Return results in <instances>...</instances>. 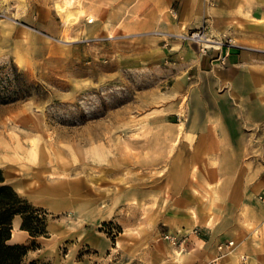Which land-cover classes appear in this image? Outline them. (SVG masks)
I'll return each instance as SVG.
<instances>
[{"label": "rangeland", "instance_id": "obj_1", "mask_svg": "<svg viewBox=\"0 0 264 264\" xmlns=\"http://www.w3.org/2000/svg\"><path fill=\"white\" fill-rule=\"evenodd\" d=\"M0 2V170L4 179L36 175L60 193L59 211L34 205L45 218L46 234L35 238L43 252L23 262L62 263L78 247L75 256L90 264H121L125 256L101 258L83 233L114 247L137 222L157 223L180 177L204 158L198 147H214L202 134L244 119L222 106L232 99L211 72L227 66L220 49L203 53L181 35L206 26L234 40L207 20L165 29L167 13L177 15L164 0ZM71 6L81 10L75 19L65 15ZM209 51L210 72H201L197 58ZM165 234L159 239L173 247L183 240Z\"/></svg>", "mask_w": 264, "mask_h": 264}, {"label": "crops", "instance_id": "obj_2", "mask_svg": "<svg viewBox=\"0 0 264 264\" xmlns=\"http://www.w3.org/2000/svg\"><path fill=\"white\" fill-rule=\"evenodd\" d=\"M164 2L166 10L172 8L177 15L174 18L167 13L165 29L176 32L207 20L214 32H227L233 38L227 66L211 68V72L219 76L220 85L227 87L232 99L222 106L233 108V113L244 119H222L221 132L202 134V139L214 141V147L206 143L198 147L204 158L186 170L185 180L180 177L177 198L157 223L149 222L141 229L137 222L121 232L114 247L91 231L83 233V240L107 261L118 254L125 256L121 264H264V0ZM212 55L209 51L197 58L199 71L210 72ZM5 183L32 205L61 209L59 191L48 190L49 183L36 175L22 180L9 173ZM154 216L151 214L152 220ZM21 221L19 215L12 219L8 243L27 244L31 240ZM57 227L52 224V235ZM162 233L183 240L173 247L159 239ZM227 241L233 244L219 249ZM77 250L69 251L62 263L58 258L56 264H90L75 256ZM42 252L31 249L23 261Z\"/></svg>", "mask_w": 264, "mask_h": 264}, {"label": "trees", "instance_id": "obj_3", "mask_svg": "<svg viewBox=\"0 0 264 264\" xmlns=\"http://www.w3.org/2000/svg\"><path fill=\"white\" fill-rule=\"evenodd\" d=\"M22 219L21 228L28 231L31 240L27 244H10L11 223L14 216ZM45 218L39 209L18 195L11 185L5 183L0 170V264H39L36 260L24 263L26 253L38 247L35 238L46 234Z\"/></svg>", "mask_w": 264, "mask_h": 264}, {"label": "built area", "instance_id": "obj_4", "mask_svg": "<svg viewBox=\"0 0 264 264\" xmlns=\"http://www.w3.org/2000/svg\"><path fill=\"white\" fill-rule=\"evenodd\" d=\"M211 34H209L206 26L200 27L194 31H191L190 33L186 35H181L184 39H188L191 41H194L195 43H198L201 46V51L203 53L206 52V50L214 46L215 48L220 49H225L223 53H220L218 56V59L221 62H224L226 55H227V50L233 46V41L231 38L224 39L222 37H211ZM261 198V197H260ZM164 238L167 239L170 243L172 244H179L180 241L175 235L171 234H165ZM233 244L232 241H227L226 244H221L219 245V249H223L224 247L231 246Z\"/></svg>", "mask_w": 264, "mask_h": 264}, {"label": "bare ground", "instance_id": "obj_5", "mask_svg": "<svg viewBox=\"0 0 264 264\" xmlns=\"http://www.w3.org/2000/svg\"><path fill=\"white\" fill-rule=\"evenodd\" d=\"M9 1V0H8ZM41 1V0H40ZM1 3V2H0ZM27 3H28V0H27ZM32 3V2H31ZM69 4H70V2H68ZM55 4V3H54ZM57 7H59V6H57ZM65 10H66V12H65V15L68 17V16H70V15H72V14H74L73 16V19H75L78 15H77V13H79V12H81V10L78 8V6L77 7H68V8H66L65 7ZM34 13V12H33ZM30 15V14H29ZM90 17L91 18H88V22H93V18H92V15H90ZM21 18V17H20ZM8 19V18H7ZM20 20V19H19ZM6 23V22H5ZM14 25V24H13ZM12 25V26H13ZM9 30V29H8ZM8 32V31H7ZM18 33V32H17ZM24 33V32H23ZM10 34V33H9ZM20 33H18V35H19ZM25 34V33H24ZM8 35V34H7ZM31 35V34H30ZM3 36H5V35H3ZM24 36V35H23ZM2 37V36H1ZM30 37V36H29ZM35 37V36H34ZM32 38V37H31ZM2 39V38H1ZM15 40V39H14ZM9 41V40H8ZM7 41V42H8ZM10 42V41H9ZM243 257H245V256H243Z\"/></svg>", "mask_w": 264, "mask_h": 264}]
</instances>
